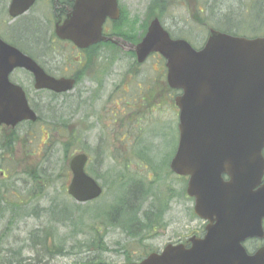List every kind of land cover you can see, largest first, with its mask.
Here are the masks:
<instances>
[{
  "label": "water",
  "instance_id": "1",
  "mask_svg": "<svg viewBox=\"0 0 264 264\" xmlns=\"http://www.w3.org/2000/svg\"><path fill=\"white\" fill-rule=\"evenodd\" d=\"M112 11L117 12L116 0H76L56 35L79 47L98 42L104 39L101 24ZM129 48L139 63L153 52L165 60L166 82L180 91L174 97L178 142L169 168L188 176L186 192L194 197V212L210 220L215 215V223L206 227L203 238H192L189 247L169 243L160 252L122 264H264V246L248 255L241 244L246 237L263 235L264 36L209 28L205 43L196 49L185 39L172 38L155 16ZM15 66L33 72L36 88L63 92L74 85L71 78L46 75L19 52L8 69ZM8 69L0 83H7L11 93L0 90V120L11 125L36 120L21 87L8 83ZM5 97L10 102L4 103ZM86 161V154L78 153L69 162L67 192L81 203L102 193L85 172Z\"/></svg>",
  "mask_w": 264,
  "mask_h": 264
},
{
  "label": "rangeland",
  "instance_id": "2",
  "mask_svg": "<svg viewBox=\"0 0 264 264\" xmlns=\"http://www.w3.org/2000/svg\"><path fill=\"white\" fill-rule=\"evenodd\" d=\"M188 1L166 0L160 21L174 36H183L196 48H199L205 41L209 27L223 31L229 29L233 33L245 37L264 34V0ZM151 2L152 0H123L124 6L129 9V13L139 16L140 20L145 19L146 6ZM201 9H203V13L200 12ZM120 58V62L113 66L112 70L117 81L122 75L121 79L124 84H120L124 85L127 91L123 94L122 88H120L118 95L126 98L128 108L119 118L112 119L110 113V108L114 106L117 99H108L110 95L112 96L109 89H112L114 95L117 96V86H108L106 89L101 86L100 91L96 92L94 97L91 94L90 98L93 104L88 107V100L86 99L81 107L82 115L87 114L90 117L95 114L101 121L95 120V117L90 118L88 121L90 130L84 121L81 140H77L75 136L78 133L76 105L72 90L65 96L54 97L56 101L51 100V97L44 98V103L48 109L43 112L39 110V113L42 115L45 126L37 124L29 129L22 127L17 130L16 142L12 145L11 150L6 146L7 150L3 151L0 146V187L3 196L12 201L22 199L27 207L36 206L37 208L33 207L32 211L35 210L38 215L40 214L39 217L31 214L25 217V220L15 225L11 224L13 229L12 231L10 229L11 233L7 242L13 246L24 244L26 235L37 227L54 226L56 238L64 239L69 234L70 228L56 221L54 223L49 214L52 210V198L58 204L62 202L72 205L78 204L66 192L70 171L69 176L64 178L57 176L59 168L65 170L67 167L69 169V159L77 152L84 151L88 154L89 160L86 164V171L93 177L98 175L99 177L95 179L103 187L102 195L98 199L90 201L92 202L90 205L95 206L94 211L102 209L106 203L110 204L112 201V189L109 188L112 174L126 170L129 173H138L134 176L135 178L144 174H149L151 177V173L144 170L147 164L139 160L132 153L133 150L136 154L150 160L152 165L163 167L162 172L164 174L170 172L167 163L177 144L178 110L173 102L174 91L166 89L161 78V75L165 73L164 63L157 54L150 55L141 64H135V59L129 54L120 55ZM139 81L144 88L148 87L146 83L155 84L154 95L147 96L146 91L144 101H139V96L136 94ZM86 94L88 95V92ZM38 98L40 99L36 96V99ZM64 100L69 101L65 104L68 105L66 109L62 107ZM64 113L66 114L67 126H63L62 121L57 120ZM126 114L127 118L125 117ZM72 133L75 136V149L69 153L67 160L62 143L68 140ZM107 135L109 136L108 139L106 138ZM121 138L122 141H116V139L120 140ZM101 139L104 141L101 142ZM28 172L41 176H38L36 186L29 178ZM51 172H53L50 176L51 181L47 177L46 179L42 178L43 175L47 176ZM162 177L164 179L156 189L161 192L160 194L164 196V199L169 198V202L166 212H161V219L157 218L160 223L154 236L143 240L142 243L131 242L127 238L124 239V236H121L117 229L109 228L105 235V242L112 250L104 254L105 259L116 264H121L124 261L123 256L113 249L118 248V244H131L132 250L135 249V255L144 254L150 250L161 249L164 244L175 241L185 234L191 204L184 192L185 181L171 172L166 177L165 175ZM62 185H64L63 190ZM26 188H29L34 195L26 194ZM107 192L109 193L106 195ZM40 194L45 196L40 197ZM100 199L103 201L98 202ZM4 203L5 201L1 204ZM84 204L79 203L82 206ZM48 209L50 210L48 211ZM8 219L7 215L2 221L0 219V233ZM86 238H88L86 234L78 236V239L82 241H85ZM70 244L71 242L68 243V246ZM79 244V241L75 243V249L72 253L66 252V255L55 256L47 261L48 264H72L85 258L83 257L84 255L87 256L85 252L81 253L83 256L78 253L84 249Z\"/></svg>",
  "mask_w": 264,
  "mask_h": 264
},
{
  "label": "flooded vegetation",
  "instance_id": "3",
  "mask_svg": "<svg viewBox=\"0 0 264 264\" xmlns=\"http://www.w3.org/2000/svg\"><path fill=\"white\" fill-rule=\"evenodd\" d=\"M161 1L152 0L151 3L154 7L151 15L146 13L145 19L140 20L139 16L129 13V9L124 6L123 0H116L117 12L112 11V15H107L101 24V34L104 39L85 47H79L69 39L58 37L55 31L57 25H62L68 13L71 12L76 0H0V63L2 64L0 77L4 76L8 66L13 59L16 60L19 52L31 58L46 75L54 78H72L74 80L73 89L58 93L48 88H36L34 74L26 67L15 66L8 69V83L21 87L26 102L38 117L36 121L22 120L15 125L0 120V146L3 151H6L7 147L11 150L12 145L16 142L18 129L22 127L29 129L37 124L45 126L42 115L39 113V110L43 112L48 109L44 103V98L62 97L72 90L78 127V133L75 136L77 140H81L84 121L87 123V127L90 125L88 121L92 117H95L97 121H101L95 114L90 117L87 114L82 115L81 107L86 99L88 100V107L93 104L90 98L91 94L94 97L96 92L100 91L101 86L105 89L108 86H117L116 94L118 97L120 88H122L123 94L126 93L127 89L122 85L124 84L121 79L122 75L117 81L112 67L120 62V55L131 54L135 57L134 51L128 47L142 39L153 17L159 16L160 18L163 14L162 10L165 6L162 8ZM200 12L203 13V9ZM99 59L100 61H98ZM136 76L138 75L136 74ZM141 81L145 83L143 79ZM146 84L148 87L144 88L140 81L137 83L136 94L139 96V101H144L146 91L147 96H153L155 93V84ZM6 87L10 86L7 83H0V90L5 95L8 92L11 93ZM109 91L112 92V96L110 95L108 99H117L114 106L110 108L112 119H117L128 108V102L123 96L119 98L115 96L112 89H109ZM36 96L40 99H36ZM7 102H10V100L5 97L4 103ZM125 117L127 118V114ZM88 129L90 130V127ZM106 138L108 139L109 136L107 135ZM103 141L104 139H101V142ZM116 141H122V138L120 140L116 139ZM223 178L228 180L226 175H223ZM263 180L264 174L261 182ZM186 197L191 202L188 224H186L187 229L185 234L176 239L174 243H183L189 246L191 244L189 242L190 238L205 236L206 227L215 223V215H210L212 220L196 216L193 209L194 199L189 196ZM242 214L246 215L247 211H243ZM262 229L263 235L261 237L250 236L242 241L241 244L249 255L254 254L260 247L264 246V218L262 219Z\"/></svg>",
  "mask_w": 264,
  "mask_h": 264
},
{
  "label": "trees",
  "instance_id": "4",
  "mask_svg": "<svg viewBox=\"0 0 264 264\" xmlns=\"http://www.w3.org/2000/svg\"><path fill=\"white\" fill-rule=\"evenodd\" d=\"M165 1L166 0L161 1L162 8L166 4ZM153 7V3L146 6L147 15H151ZM226 31L235 34L232 30L227 29ZM129 55L132 57L131 54ZM161 78L163 79L166 89L173 91L166 85L164 75H161ZM51 100L56 101L53 97H51ZM68 102L69 101L64 100L62 102V107L65 109L68 108V105H65ZM65 116L66 114L64 113L57 119L62 121L63 126H67ZM74 139L75 136L72 133L69 135V139L62 143L65 159L67 160L69 159V153L75 149ZM132 153L135 154L139 160L147 164L144 170L151 173V177L149 174H144L139 178H135L134 176L138 173H129L126 170L112 174L110 177L111 185L109 186V188L112 189V201L110 204L106 203L105 207L102 209L94 211L95 206H93V204L90 205V203H92L90 201L85 202L82 206L79 205V203L75 205L64 202L58 204L55 203L52 198V210L48 209V211L50 210L49 215L51 219L54 223L59 222L63 226L66 225L70 228L69 234H67L64 239L60 237L56 238V228H54V226H48L44 228L37 227V229L30 231V233L26 235L24 244L13 246L8 243L7 238L13 229L11 224L15 225L25 220V217L31 214L38 215V212L35 210L32 211L33 207L36 206L27 207V204L24 203L22 199H16L14 201L6 199L0 187V219L2 221L6 215L9 218L0 233V264H48L47 261H50L51 258L55 256L66 255V252L72 253L77 241H79L80 247H84V249L78 253L83 256L81 253L85 252L87 256L84 255L83 257L85 258L72 264H116L108 261L104 257V254L112 250L105 242V235L109 228L117 229L119 234L124 236V239L127 238L131 242L142 243L143 240L152 238L155 234L154 230H156L160 223V221H157V218L161 219V212L165 210L164 205H161L163 204L164 196L160 194L161 192L157 191L156 188L159 187V184L164 179L162 176L165 175L166 177L169 172H165L164 174V172H162L164 169L163 167L152 165L150 160L136 154L134 150ZM128 160L130 162V158ZM52 173L53 172L49 173L47 176L43 175L42 178L46 179L47 177L51 181L52 178L50 176ZM27 174L36 186L38 176L40 175H34L31 172ZM57 176L63 178L69 176V169L67 167H65V170L59 168ZM94 176V178L99 177L98 175ZM46 183L49 184L47 181ZM63 189L64 185H62V190ZM108 193L109 192H107L106 195ZM26 194L34 195L29 188H26ZM44 196V194H40V197ZM3 201H5V203L1 204ZM100 201L103 200L100 199L98 202ZM54 206H56V208H54ZM39 216L40 214L38 217ZM84 234H86L88 238H86L85 241L79 240L78 236ZM69 242H71V244L68 246ZM130 245H128V243L118 244V248H113L123 256L124 262L139 260L151 251L135 255V249L132 250ZM90 256L92 257L90 258Z\"/></svg>",
  "mask_w": 264,
  "mask_h": 264
}]
</instances>
